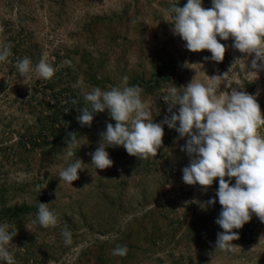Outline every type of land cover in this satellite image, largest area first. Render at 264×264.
<instances>
[{
  "label": "rangeland",
  "instance_id": "374dc122",
  "mask_svg": "<svg viewBox=\"0 0 264 264\" xmlns=\"http://www.w3.org/2000/svg\"><path fill=\"white\" fill-rule=\"evenodd\" d=\"M173 3L182 7L187 0H0V45H12L9 62L0 63V224L17 230L8 246L16 264H264V223L255 215L234 229L240 236L234 252L216 249L223 231L215 222L218 178L207 190L183 182L191 159L181 151L187 137L167 124L155 158L108 147L114 165H91L88 153L115 121L105 110L94 114L91 127L81 126L76 117L88 106L84 93L122 86L125 76L128 86L142 89L157 123L171 115L162 97L174 84L182 92L193 78L214 85L211 77L225 73L215 94L246 91L264 114V70L256 73L253 57L234 49L231 37L220 41L227 51L219 63L208 50H187L170 30ZM211 4L203 0V7ZM45 56L58 68L53 78L33 73L25 85L17 60L29 57L35 66ZM65 59L73 67L60 68ZM69 132L79 144L66 158ZM76 158L85 163L80 178L73 185L60 181L59 172ZM40 202L57 214V227L32 223ZM65 226L72 232L68 246ZM117 244L127 245L126 256L112 255Z\"/></svg>",
  "mask_w": 264,
  "mask_h": 264
},
{
  "label": "clouds",
  "instance_id": "9594fccd",
  "mask_svg": "<svg viewBox=\"0 0 264 264\" xmlns=\"http://www.w3.org/2000/svg\"><path fill=\"white\" fill-rule=\"evenodd\" d=\"M168 14L171 16V32L185 42L187 50H208L210 59L219 63L227 51L226 45L220 41L231 37L234 49L253 57L251 68L256 73L264 70V0H212L209 8L203 7V0H187L182 7L173 3ZM139 19H134L133 23ZM4 31V26L0 25V34ZM11 56L12 45H0V63H8ZM208 59L204 57L205 61ZM66 65L73 67L69 59L61 61L59 67ZM15 67L25 78V85L33 73L48 81L58 70L46 56L35 66L29 57L18 59ZM226 74L212 76L214 85L207 86L193 78L183 86L182 92L174 84L162 97L171 115H166L159 123L154 122L150 105L142 99V89L128 86L127 76L123 78L122 86L110 90L96 87L84 93L88 106L79 111L76 119L81 126L91 127L94 114L107 110L110 119L115 121L106 124V130L99 133L98 147L88 153L91 165L100 170L114 165L106 150L108 147L123 146L129 155L139 160L155 158L163 146L165 124L175 129L180 138L187 137L181 151H186L191 159L182 169L183 182L199 184L207 190L218 178L216 197L221 211L215 222L223 231L217 233L215 246L221 251L234 252L238 246L232 242L240 238L234 229H242L253 215L264 223V135L260 132L264 129V114L256 96L246 91L233 90L230 95L220 97L215 94ZM73 87H79V83ZM72 102L78 101L74 99ZM65 143L69 149L66 158L76 155L72 149L79 144L77 133H67ZM84 164L82 159L76 158L59 172L60 181L73 185L80 178L79 172L85 169ZM233 178L235 183H232ZM40 190L37 187V191ZM208 203L215 204L216 200L211 199ZM37 222L43 228H55L59 218L49 209L48 203L40 202L32 223ZM9 229L8 223L0 224V260L16 264L8 246L17 230ZM61 235L66 246L72 244V232L66 226ZM127 253V245L117 244L112 250L113 256L123 257Z\"/></svg>",
  "mask_w": 264,
  "mask_h": 264
}]
</instances>
